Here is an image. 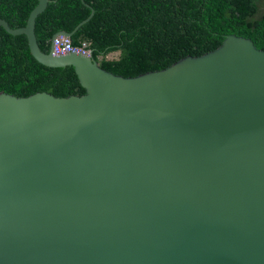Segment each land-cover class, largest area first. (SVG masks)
Listing matches in <instances>:
<instances>
[{
  "label": "water",
  "instance_id": "1",
  "mask_svg": "<svg viewBox=\"0 0 264 264\" xmlns=\"http://www.w3.org/2000/svg\"><path fill=\"white\" fill-rule=\"evenodd\" d=\"M51 1L0 30L86 92H0V264H264V49L229 34L123 76L41 49Z\"/></svg>",
  "mask_w": 264,
  "mask_h": 264
},
{
  "label": "trees",
  "instance_id": "2",
  "mask_svg": "<svg viewBox=\"0 0 264 264\" xmlns=\"http://www.w3.org/2000/svg\"><path fill=\"white\" fill-rule=\"evenodd\" d=\"M38 0H0V17L24 26ZM72 44L92 52L108 71L123 76L164 69L181 58L219 47L229 34L251 38L264 49V0H52L36 19L41 49L49 52L53 35L73 31ZM120 51L117 58L108 54ZM28 96L47 91L81 95L72 65L46 66L31 54L27 36L0 30V92Z\"/></svg>",
  "mask_w": 264,
  "mask_h": 264
},
{
  "label": "built area",
  "instance_id": "3",
  "mask_svg": "<svg viewBox=\"0 0 264 264\" xmlns=\"http://www.w3.org/2000/svg\"><path fill=\"white\" fill-rule=\"evenodd\" d=\"M53 42V51L55 54H66L69 52H79L83 50L84 52H90L81 47H76L72 44L70 37L59 35L54 40L52 39L51 44Z\"/></svg>",
  "mask_w": 264,
  "mask_h": 264
},
{
  "label": "rangeland",
  "instance_id": "4",
  "mask_svg": "<svg viewBox=\"0 0 264 264\" xmlns=\"http://www.w3.org/2000/svg\"><path fill=\"white\" fill-rule=\"evenodd\" d=\"M108 57L111 59L117 58V57H119V52H112V53L108 54Z\"/></svg>",
  "mask_w": 264,
  "mask_h": 264
}]
</instances>
